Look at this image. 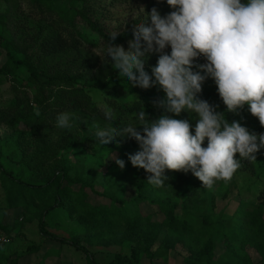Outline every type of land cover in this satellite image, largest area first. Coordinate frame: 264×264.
Masks as SVG:
<instances>
[{"label":"trees","instance_id":"16d2710c","mask_svg":"<svg viewBox=\"0 0 264 264\" xmlns=\"http://www.w3.org/2000/svg\"><path fill=\"white\" fill-rule=\"evenodd\" d=\"M149 1L153 3L145 13L155 7L162 14L165 1ZM59 2L68 3L74 14L69 16L60 10L57 7ZM3 4L7 5L5 10H1ZM101 8L97 0H0V59L5 58L0 62V92L6 86L13 94L9 104L0 108V128L13 131L0 142V187L4 192V205L0 209H21L19 220L35 222L42 240H54L62 246L73 247L85 255L86 264L105 263L94 258L92 251L80 240L90 245L101 241L120 246L126 243L130 248L129 256L115 253L107 264H140L143 256L152 257L151 246L164 229L167 240L171 239V234L179 236L176 238L179 240H184V236L201 239L206 233L210 235L215 231L218 236L226 237L228 250L238 258V264H253L243 250L245 244L252 246L264 260V148L255 154L256 160H242L241 167L230 181L218 180L228 191L229 187L236 188V179L241 175L253 178L248 186L237 188L239 193H242L241 188L248 191L252 195L251 202L242 199L231 215L222 214L219 219L206 214L205 197L199 193L202 182L190 171L166 170L167 181L156 187L148 183L149 174L138 169L132 198L126 199L114 191L98 192L109 199V204L95 206L88 202L85 192L86 188L95 191L93 184L71 177L69 167H58L62 162H57L55 155L61 152L60 147L62 150H68L70 145L75 150L87 149L90 144L87 146L89 141L82 139V130L88 127L89 121L104 119L101 109L86 92L89 84L85 79V75L103 63L98 54L86 48L97 50L102 56L108 34L114 32L105 30L96 18ZM142 19L140 16L124 29L116 30L119 34L114 43L128 51L132 34ZM165 51L170 52L168 48ZM158 55L147 54L144 67L149 74ZM137 89L139 96L135 105L126 109L122 106L118 119L114 121L118 129L128 122L126 116L130 111H139L142 106L150 119L161 114L162 110L154 107L153 102L164 93L157 87L142 89L137 86ZM198 95L217 106L216 111L223 112L229 122L237 121L250 132L264 133V126L249 112L247 104L235 111L226 109L212 78L205 79ZM34 105L38 106L39 115ZM64 111L77 116L71 130L54 127L56 115ZM194 116L182 111L174 118L187 119L194 125ZM21 118L26 124L34 123L37 143L33 146L40 145L41 150H31L24 145L28 141L25 129L15 131L19 129L14 125L15 121ZM190 131L194 134V127ZM116 138L128 144L133 154L139 150L135 139L126 135ZM206 144L207 138L202 146ZM236 158H239L238 153ZM112 168L116 173L114 183L120 185L126 179L125 170L121 172L122 169L115 164ZM142 204L156 206L162 219L155 221L152 214H143ZM178 209L182 217L177 213ZM52 213H55V225L69 230L72 236H58L48 229L47 220ZM18 224L15 229L19 231ZM1 230L10 232L7 227H1ZM15 235L10 234L8 240L13 241L17 233ZM196 242L194 246L191 242L187 262L217 264L212 237L201 245ZM8 255L15 258H2L0 264H18L19 251L14 250Z\"/></svg>","mask_w":264,"mask_h":264},{"label":"clouds","instance_id":"9594fccd","mask_svg":"<svg viewBox=\"0 0 264 264\" xmlns=\"http://www.w3.org/2000/svg\"><path fill=\"white\" fill-rule=\"evenodd\" d=\"M166 3L173 10L164 16L155 7L147 13L142 8L143 19L132 34L128 51L114 43L119 34L114 31L108 34L103 55L98 54L126 85L161 90L164 95L153 102L161 114L150 119L142 106L118 129L113 126L118 119L114 109L101 103L103 118L110 125H97L94 141L108 149L118 136L135 139L139 150L128 154L127 160L145 170L153 186L165 184L166 170H177L190 171L203 187L211 189L218 180L230 181L242 160H256L255 154L264 148V133L229 122L223 112L216 111L217 106L198 95L205 79L212 78L228 111L247 104L264 126V0ZM168 47L170 53L165 51ZM151 53L159 55L149 74L144 65ZM201 55L206 63L194 64ZM194 67L198 70L193 71ZM34 107L39 115L38 106ZM182 111L195 114L196 123L174 118ZM76 120L75 113L60 112L54 127L71 130ZM205 138L207 144L202 146ZM109 159L121 169L125 167V160L111 152Z\"/></svg>","mask_w":264,"mask_h":264},{"label":"rangeland","instance_id":"374dc122","mask_svg":"<svg viewBox=\"0 0 264 264\" xmlns=\"http://www.w3.org/2000/svg\"><path fill=\"white\" fill-rule=\"evenodd\" d=\"M98 4L102 6L101 10L97 12L96 18L99 20L100 24L108 31H116L124 29L129 22L137 20L140 16H143L144 12L147 11V7L153 3L149 0H97ZM162 6V16L168 14L173 9L166 3ZM6 4L1 5V10H5ZM57 7L72 16L74 10L66 2L57 3ZM143 8V9H142ZM147 24V22H145ZM83 30L88 31L84 27ZM89 51L99 54L98 51L87 47ZM168 51H171L168 47ZM87 52V50H86ZM170 53V52H169ZM5 58L2 56L0 62H4ZM86 82L89 87L86 88V92L91 96L94 103L101 109V103H106L110 105L116 115L119 117L121 112V107H132L134 106L137 97L139 96V89L137 86L134 87L131 84H125L122 82L117 72L111 68L110 65L103 63L98 64L96 68L85 75ZM83 79V80H85ZM116 80V81H113ZM13 94L7 89L6 86L2 87L0 92V108L6 107ZM137 111H130L129 115L126 116L128 121L131 119V114ZM125 116V115H124ZM158 116L152 117L156 119ZM17 128L15 131L20 129H25L27 132L25 137L28 141L24 142V145L29 146L31 150L39 149L40 145L33 146L37 143L36 135L34 131V123L30 124L25 122L23 118L16 120L14 124ZM101 127L109 126L110 122L103 119V121H89L88 127H85L81 136L82 139H87V149L75 150L73 146H69L68 150H62L55 157L57 162H62L59 165L56 163L55 167L66 166L69 167V173L71 177H77L78 179H84L91 182L94 186L95 191H91L86 188L85 192L88 195V202L92 205H107L109 204V199L98 192L103 191H114L118 195L126 199H130L134 195V184L136 182L138 168L131 165L130 161L127 160L128 154H133V149L129 150L128 144L117 143L110 144L108 149L101 147L94 141V132L96 126ZM113 126L118 128L116 122ZM35 132V133H34ZM13 134L12 129L9 132L4 127L0 128V142L6 137ZM22 142V141H21ZM57 142V141H54ZM110 152L116 157L125 160V167L121 170H125L126 179L121 182L120 185H115L114 178L115 174L113 172L112 166L115 164L114 159L110 158ZM253 181V178L248 175H241L236 179V188L229 187L228 191L225 186H221L219 181H216L214 186L209 189L206 187H200V196L205 197V212L206 214H211L214 219L222 218L221 215H231L240 205L242 199H245L248 203L251 202V196L248 191L241 188V192L237 190L240 187H246ZM220 186V187H218ZM4 192L0 187V206L4 205L3 201ZM204 208H201L203 211ZM141 211L143 214H152V218L155 221H160L162 219L161 213L158 212L156 206H151L148 204L141 205ZM180 217L183 216L180 209L177 210ZM21 209H0V235L7 237L11 234L12 236L17 233V237L11 241L8 240L9 245H0V260L2 258H7L12 260L15 256H10L14 250L20 252V258L18 264H86L85 255L76 251L73 247L60 244L54 240H42L38 234L36 223L28 219H21ZM55 213L49 214L48 216V229L58 236L70 237L72 236L69 230L63 227H57L54 223ZM199 222L201 219H198ZM223 222L228 220L220 219ZM20 221V224L17 223ZM16 224H18L19 231L17 230ZM1 227H7L10 232H5L1 230ZM167 231L164 229L158 236V238L153 242L151 246L152 257H142L140 264H189L187 258L191 254V242L194 245L197 244L196 240L201 245L209 237L215 243L214 247V261L217 264H238V258L235 257L227 247V240L224 236H218L214 231L209 235L206 233L205 236L199 238H191L192 236H184V240L176 239L179 236L171 234V239H165ZM199 235V234H198ZM16 236V235H15ZM19 236V237H18ZM18 238V239H17ZM80 242L86 246L90 251H92L94 258H96L101 263H109L113 260L114 254L120 252L123 257L129 256L130 248L128 244L123 245H113L112 242L101 241L99 243H94L90 245L85 240H80ZM237 243V242H236ZM36 248V251L32 252L31 249ZM60 250V251H58ZM244 252L249 256L253 264H264V260L259 256L256 250L245 244L243 247ZM31 251V252H30ZM57 251L59 253H57ZM21 254H23L21 256ZM10 257V258H8ZM202 264V263H200Z\"/></svg>","mask_w":264,"mask_h":264},{"label":"built area","instance_id":"2783aa9c","mask_svg":"<svg viewBox=\"0 0 264 264\" xmlns=\"http://www.w3.org/2000/svg\"><path fill=\"white\" fill-rule=\"evenodd\" d=\"M195 63H206V60L205 58L201 55L200 57L196 58V60L194 61V64ZM195 70H198L196 69L195 67L193 68ZM8 242V239L7 237H4V236H1L0 235V243H7Z\"/></svg>","mask_w":264,"mask_h":264}]
</instances>
